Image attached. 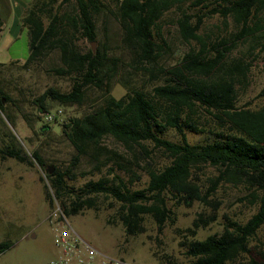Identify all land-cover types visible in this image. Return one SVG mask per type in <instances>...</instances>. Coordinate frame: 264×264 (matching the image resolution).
I'll list each match as a JSON object with an SVG mask.
<instances>
[{
  "label": "trees",
  "instance_id": "1",
  "mask_svg": "<svg viewBox=\"0 0 264 264\" xmlns=\"http://www.w3.org/2000/svg\"><path fill=\"white\" fill-rule=\"evenodd\" d=\"M189 7L204 11L194 13ZM170 9L178 14V39L200 45L173 63V43L161 37L159 23ZM263 10L264 0H30L19 17L27 32V55L21 63L0 62V112L10 122L15 114L29 124L39 122L34 132L46 133L50 139L52 131L46 132L50 125L41 122L40 113L74 107L76 113L55 122L54 133L72 147V163L84 160L89 171L98 172L109 162L115 166L107 165L109 177L88 180L76 190L65 181L74 179L69 169L53 167L51 173H44L48 202L58 201L61 213L68 216L93 207L90 195L108 194L120 204L119 219L131 234L143 215L153 217L160 229L170 219L168 199L176 204L207 203L221 183L240 185L247 191L240 199L255 204V211L242 223L226 218L217 234L189 239L188 264H264V252L260 258L242 259L249 240L264 223V106L235 104L249 64L242 56L225 61L226 53L243 39L252 40L264 52V36L259 35ZM213 14L229 16L236 30L231 39L212 43L215 54L205 56L206 43L197 31L203 18ZM1 25L0 20V29ZM79 38L98 45L82 50ZM13 70L67 79L69 88L50 84L25 105L24 97L9 87L15 80ZM114 83L124 89L118 97L110 92ZM169 128L178 134L177 141L162 137ZM186 131L207 132L213 139L189 143ZM105 137L120 143L125 152L107 147L101 142ZM144 142L168 162L160 168L146 167V185L131 189L114 170L127 173L129 182L136 179L133 165L139 166L149 155ZM29 153L12 141L0 148V157L44 165L41 146ZM203 165L214 167L216 174L201 189L194 175ZM212 205L211 212L197 214L187 235L215 220L217 203ZM10 244L1 240L0 253Z\"/></svg>",
  "mask_w": 264,
  "mask_h": 264
},
{
  "label": "rangeland",
  "instance_id": "2",
  "mask_svg": "<svg viewBox=\"0 0 264 264\" xmlns=\"http://www.w3.org/2000/svg\"><path fill=\"white\" fill-rule=\"evenodd\" d=\"M27 1L0 0V62L17 59L18 63H21L27 55V32L19 23ZM189 11L198 13L204 9L189 7ZM177 15L175 9L167 10L159 22L161 37L174 46L172 63L178 61L184 53L197 51L200 47L194 40L182 42L178 39L175 24ZM259 19L264 22V10ZM96 30L97 39L100 41L98 22ZM235 30L236 26L229 16L222 18L213 14L204 17L197 31L206 43L204 55H214L211 44L223 37L231 39ZM259 35L264 36V28ZM77 45L86 50L91 46L94 49L98 43L93 42L91 45V42L79 38ZM237 56H242L249 67L245 86L237 88L235 104L247 105L250 108L264 106V52L258 50L252 40L243 39L236 42V46L226 53L225 61L229 62L231 57ZM12 74L15 80L9 87L13 93L24 97L25 105H31L32 99L50 84L60 90L69 88L68 80L63 78H48L42 73L29 70H13ZM110 92L118 97L124 89L114 83ZM76 112L74 107L66 108L63 117ZM38 124L39 122L27 123L19 114H15L13 122H10L0 112V148L12 141L29 156L32 149L41 146V154L45 160L43 166H38L34 161L27 164L9 156L0 157V241L7 239L11 242L10 246L0 253V264H39L58 254L53 244V232L58 222L56 206L60 210L61 208L58 201L53 200L50 204L45 197L43 184L48 183L44 177L47 165L60 169L67 167L74 179L65 181L73 190L80 188L88 180L107 176V165L115 167L109 162L98 172L89 171V166L84 160L73 164L72 147L61 137L54 136L58 125L55 122L49 123L50 128L46 132L52 131V138L48 139L46 133L34 132ZM161 135L171 141L178 140V134L171 128L164 130ZM185 135L189 143H203L213 139L207 132L186 131ZM101 142L121 153L125 152L124 147L111 137H105ZM144 143L149 149V155L141 154L144 157L139 166L133 165V171L138 175L136 179L129 182L127 173L114 170L131 189L146 185V167L160 168L168 162L159 151L152 148L151 143ZM215 174L214 167L203 165L194 176L203 189L207 178ZM47 189L50 192L48 185ZM246 192L240 185L221 183L208 197L210 200L207 203L194 200L190 204H176L168 199L166 207L170 210V219L166 220L160 229L157 228L153 217L143 215L139 219L137 230L131 234L125 232L119 219L120 204L108 194L90 195L94 200L93 207L83 208L74 215H64V218L81 239L108 255L121 256L141 264H188L190 259L185 254V244L189 239H203L209 234H217L222 230L226 218L242 223L255 211V204L251 205L245 199H240ZM213 203H217L214 210L215 220L197 228L193 236L187 235V228L191 227L192 220L198 213L211 212ZM248 249L242 259L260 258L264 252V223L249 240Z\"/></svg>",
  "mask_w": 264,
  "mask_h": 264
},
{
  "label": "built area",
  "instance_id": "3",
  "mask_svg": "<svg viewBox=\"0 0 264 264\" xmlns=\"http://www.w3.org/2000/svg\"><path fill=\"white\" fill-rule=\"evenodd\" d=\"M64 112L60 107L40 113L42 123L61 120ZM58 222L54 227L53 244L58 254L39 264H141L121 256L103 253L81 239L66 223L64 215L56 206Z\"/></svg>",
  "mask_w": 264,
  "mask_h": 264
},
{
  "label": "water",
  "instance_id": "4",
  "mask_svg": "<svg viewBox=\"0 0 264 264\" xmlns=\"http://www.w3.org/2000/svg\"><path fill=\"white\" fill-rule=\"evenodd\" d=\"M92 44H93V42H91V45H92ZM91 49L93 50L92 46H91ZM52 170H53V165H47V166L45 167V171H46L47 173H51Z\"/></svg>",
  "mask_w": 264,
  "mask_h": 264
},
{
  "label": "crops",
  "instance_id": "5",
  "mask_svg": "<svg viewBox=\"0 0 264 264\" xmlns=\"http://www.w3.org/2000/svg\"><path fill=\"white\" fill-rule=\"evenodd\" d=\"M29 1V0H28ZM28 1H27V3H28Z\"/></svg>",
  "mask_w": 264,
  "mask_h": 264
}]
</instances>
